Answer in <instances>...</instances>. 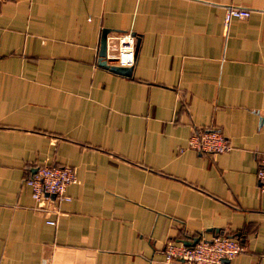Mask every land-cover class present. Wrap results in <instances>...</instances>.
Returning <instances> with one entry per match:
<instances>
[{
    "label": "crops",
    "instance_id": "1",
    "mask_svg": "<svg viewBox=\"0 0 264 264\" xmlns=\"http://www.w3.org/2000/svg\"><path fill=\"white\" fill-rule=\"evenodd\" d=\"M103 27L138 37L129 76L97 64ZM263 78L264 0L0 2V264H182L164 242L215 235L242 246L221 264H264ZM58 164L76 180L45 215L24 178Z\"/></svg>",
    "mask_w": 264,
    "mask_h": 264
},
{
    "label": "built area",
    "instance_id": "2",
    "mask_svg": "<svg viewBox=\"0 0 264 264\" xmlns=\"http://www.w3.org/2000/svg\"><path fill=\"white\" fill-rule=\"evenodd\" d=\"M6 0H0L4 2ZM249 9L226 5L223 26L230 17L243 18ZM135 36L130 31L115 32L106 36L105 55L107 63L118 66H132L134 62ZM261 91L264 95V78ZM264 110V107H263ZM186 146L198 152L217 153L230 148L227 138L215 128H192ZM255 176L260 188H264V153L257 158ZM76 180L74 169L68 164L38 165L24 178L28 185L34 208L45 215L58 214L59 200H68L64 193L68 183ZM53 196H50V195ZM48 224H54V218H45ZM163 260H180L182 264H221V259H229L242 251L239 240L227 235H215L209 238H198L193 244L183 242H164Z\"/></svg>",
    "mask_w": 264,
    "mask_h": 264
},
{
    "label": "water",
    "instance_id": "3",
    "mask_svg": "<svg viewBox=\"0 0 264 264\" xmlns=\"http://www.w3.org/2000/svg\"><path fill=\"white\" fill-rule=\"evenodd\" d=\"M109 31L108 28H101L100 33H99V38H98V45H97V64L106 68L107 70L116 73V74H120V75H124V76H129L131 73V68L132 66H118L112 63H107L104 55H105V45H106V34ZM134 34V33H133ZM135 36V45H134V54L136 51V47L138 44V37L134 34ZM50 196H53L52 194ZM197 240V238H193V240L191 241H187L184 240L183 243L187 244V245H191L193 244L195 241ZM226 258H222L221 261H226Z\"/></svg>",
    "mask_w": 264,
    "mask_h": 264
},
{
    "label": "trees",
    "instance_id": "4",
    "mask_svg": "<svg viewBox=\"0 0 264 264\" xmlns=\"http://www.w3.org/2000/svg\"><path fill=\"white\" fill-rule=\"evenodd\" d=\"M234 237V236H233ZM240 242V241H239Z\"/></svg>",
    "mask_w": 264,
    "mask_h": 264
}]
</instances>
